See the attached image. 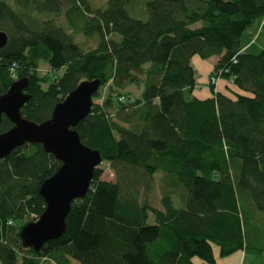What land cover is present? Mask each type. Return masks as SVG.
Segmentation results:
<instances>
[{
    "label": "trees",
    "instance_id": "1",
    "mask_svg": "<svg viewBox=\"0 0 264 264\" xmlns=\"http://www.w3.org/2000/svg\"><path fill=\"white\" fill-rule=\"evenodd\" d=\"M13 1L18 11L0 0V95L27 77L20 114L41 123L81 81L98 79L75 130L113 180L95 169L63 234L35 251L20 231L45 209L39 186L60 162L37 143L13 149L0 159V264H216L239 251L262 255L264 46L252 54L241 38L259 20L264 27V0H108L103 9L87 0ZM61 13L72 33L39 17ZM193 57L217 59L210 97L193 93ZM131 86L139 97L126 92ZM12 126L2 116L0 132Z\"/></svg>",
    "mask_w": 264,
    "mask_h": 264
},
{
    "label": "water",
    "instance_id": "2",
    "mask_svg": "<svg viewBox=\"0 0 264 264\" xmlns=\"http://www.w3.org/2000/svg\"><path fill=\"white\" fill-rule=\"evenodd\" d=\"M6 43L7 35L0 31V48ZM27 84V77L17 79L0 95V122L4 116L13 124L0 132V159L25 143H37L60 162L58 169L39 186L45 209L20 231L22 245L38 251L44 243L63 234L71 202L88 192L93 172L102 163L99 151L84 145L75 130L90 114L100 81H81L54 106L51 117L41 123L20 114L30 99L24 91Z\"/></svg>",
    "mask_w": 264,
    "mask_h": 264
},
{
    "label": "rangeland",
    "instance_id": "3",
    "mask_svg": "<svg viewBox=\"0 0 264 264\" xmlns=\"http://www.w3.org/2000/svg\"><path fill=\"white\" fill-rule=\"evenodd\" d=\"M8 5L14 9V10H19L18 7L14 4L13 0H5ZM91 6V8H100L103 9L106 5H107V1L108 0H87ZM42 19H54L55 22L58 25L63 26L66 31L68 33H72L71 29L66 25L65 23V18L63 13L58 14V15H54V14H42L39 16ZM256 25V24H255ZM74 40L78 41V42H82L84 40V38L81 35H74ZM251 40V36L249 34V29H246V31L243 33L241 41H242V45H245L248 41ZM264 46V27H263V31L261 33V35L257 36V38L252 42V45L247 49L248 52H251L252 54H257L260 52V50L262 49V47ZM42 73L47 71V66H45L44 64L40 65V69H39ZM63 72L62 69L57 70L55 72V74L60 75ZM197 75V74H196ZM220 80H217L216 84L219 83ZM126 92H129V94L133 97V98H137L139 97L140 94V89L136 86H131L129 88H127ZM95 98V97H94ZM95 103H100V100H96L94 101ZM98 168L102 169V175L101 178L104 180H113V172L112 170L109 168L108 164L104 161H102V163L99 165ZM155 198L157 197V193H152L150 195V199L151 202L154 203V205L157 204V201ZM35 218V215L30 213L29 215H27L26 217H24V221H28V220H32ZM260 221L264 223V215H262L260 217ZM74 264H78L76 262H73ZM241 264H264V253L262 255H245V257L242 259Z\"/></svg>",
    "mask_w": 264,
    "mask_h": 264
},
{
    "label": "crops",
    "instance_id": "4",
    "mask_svg": "<svg viewBox=\"0 0 264 264\" xmlns=\"http://www.w3.org/2000/svg\"><path fill=\"white\" fill-rule=\"evenodd\" d=\"M256 24V25H255ZM253 26L249 29V34L252 37L257 38V36L261 35L263 28L260 27V20L257 21ZM252 40V39H251ZM248 41L245 45H242V50L247 51V49L252 45V41ZM217 59L215 57L209 58L208 60H201L198 57H193L191 59V64L195 71V79H196V87L193 90L195 96L199 98H207L210 97V91L206 85L209 73L213 69V65ZM197 74V75H196ZM226 89V82L224 80H220L219 83L215 84V90L222 91ZM244 258V253L242 251L236 252L225 258H218L216 256V264H241L242 259Z\"/></svg>",
    "mask_w": 264,
    "mask_h": 264
},
{
    "label": "built area",
    "instance_id": "5",
    "mask_svg": "<svg viewBox=\"0 0 264 264\" xmlns=\"http://www.w3.org/2000/svg\"><path fill=\"white\" fill-rule=\"evenodd\" d=\"M261 24L264 25V18H263V21H262ZM217 80H218V78H215V77H214V78L212 79V82H213L214 84H216Z\"/></svg>",
    "mask_w": 264,
    "mask_h": 264
}]
</instances>
